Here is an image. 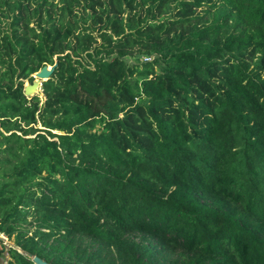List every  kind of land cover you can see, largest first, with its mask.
Returning <instances> with one entry per match:
<instances>
[{"label":"trees","instance_id":"obj_1","mask_svg":"<svg viewBox=\"0 0 264 264\" xmlns=\"http://www.w3.org/2000/svg\"><path fill=\"white\" fill-rule=\"evenodd\" d=\"M0 232V264H264V0H0Z\"/></svg>","mask_w":264,"mask_h":264},{"label":"water","instance_id":"obj_2","mask_svg":"<svg viewBox=\"0 0 264 264\" xmlns=\"http://www.w3.org/2000/svg\"><path fill=\"white\" fill-rule=\"evenodd\" d=\"M56 65L57 63H55L54 65H45L42 69H40L39 71L33 74L34 77L33 82L32 83L29 82L25 85V94L28 97L37 94L42 89L43 81L51 77ZM27 254L30 257H32L35 264H52L51 262L43 259L38 255H33L31 253H27Z\"/></svg>","mask_w":264,"mask_h":264},{"label":"rangeland","instance_id":"obj_3","mask_svg":"<svg viewBox=\"0 0 264 264\" xmlns=\"http://www.w3.org/2000/svg\"><path fill=\"white\" fill-rule=\"evenodd\" d=\"M152 59V57H149V56H147V55H136V56H134V57H131V58H129V61H131V62H133L134 60H137V61H140V62H142V61H149V60H151ZM135 62V61H134ZM30 81L29 80H26V84L27 83H29ZM31 83V82H30ZM41 91H42V89L38 92V93H41ZM37 93V94H38ZM42 95V94H41ZM137 238V240L139 241L141 238L140 237H136ZM155 241V240H154ZM158 251H160V248L158 249ZM8 258V255L7 254H4V260L5 259H7ZM3 264H5V261H3L2 262Z\"/></svg>","mask_w":264,"mask_h":264},{"label":"built area","instance_id":"obj_4","mask_svg":"<svg viewBox=\"0 0 264 264\" xmlns=\"http://www.w3.org/2000/svg\"><path fill=\"white\" fill-rule=\"evenodd\" d=\"M0 238H2L4 240V243L7 245L11 244V241L9 240L8 236L5 235L4 233L0 232Z\"/></svg>","mask_w":264,"mask_h":264}]
</instances>
